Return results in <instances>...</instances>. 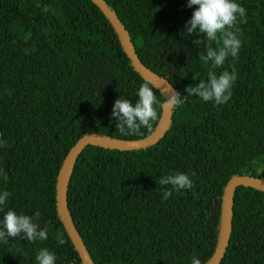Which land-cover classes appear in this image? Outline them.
<instances>
[{
  "label": "trees",
  "instance_id": "1",
  "mask_svg": "<svg viewBox=\"0 0 264 264\" xmlns=\"http://www.w3.org/2000/svg\"><path fill=\"white\" fill-rule=\"evenodd\" d=\"M128 35L138 60L181 96L207 80L211 62L186 23L198 6L187 0H103ZM242 47L228 102L198 96L170 110L166 130L134 149L85 145L71 166L65 206L93 264H205L216 247L221 199L237 175L264 179V0H236ZM216 45L213 44V47ZM193 76H196L194 79ZM147 82L132 66L111 23L91 0H0V192L9 210L33 217L48 239L0 241V264H38L43 248L56 264H82L55 204L57 173L85 134L137 140L111 115L118 98L139 99ZM160 105L164 98L153 88ZM183 172L195 187L164 200L160 178ZM195 173V175H192ZM37 210L40 212L35 218ZM39 230V229H38ZM65 239L59 245L56 234ZM218 264H264V190L237 185L227 244Z\"/></svg>",
  "mask_w": 264,
  "mask_h": 264
},
{
  "label": "clouds",
  "instance_id": "2",
  "mask_svg": "<svg viewBox=\"0 0 264 264\" xmlns=\"http://www.w3.org/2000/svg\"><path fill=\"white\" fill-rule=\"evenodd\" d=\"M198 6L186 23V33L189 36L196 34L193 44L200 46L206 51L200 52L199 60L205 66L211 62V69L207 73V80L200 79L195 86H188L185 91L187 95L181 96L178 91H171L167 96L169 108L174 109L186 103L190 96H198L205 102L214 101L216 105L228 102L232 96V88L237 80V71L232 67L231 71L224 70L219 75L215 68L222 67L229 57L238 60L242 41L238 36L240 28L238 24L247 22L246 9L236 0H187V6ZM213 44L216 46L213 47ZM195 79L196 76H193ZM151 81L141 83L138 89L139 99L133 105L129 99L118 98L113 106L111 115L118 118L117 129L126 135H136L141 128L151 129L153 123L160 119L157 107L160 101L157 99ZM2 136V134H0ZM10 147L7 140L0 138V148ZM2 171V170H0ZM192 175H195L193 173ZM161 185H171L165 189L163 199L167 200L172 196L173 190H190L195 187L190 176L183 172L166 175L160 178ZM11 192L5 190L0 192V212L4 211ZM40 212L37 210L35 218L38 219ZM39 229V230H38ZM21 237L30 243L37 240L48 239L47 227L40 229L33 217L17 214L9 209L0 220V241L7 244L9 238ZM59 245L65 243L62 233L56 234ZM38 264H56L54 252L48 248L41 249L35 257ZM191 264H201L196 256L192 257Z\"/></svg>",
  "mask_w": 264,
  "mask_h": 264
},
{
  "label": "water",
  "instance_id": "3",
  "mask_svg": "<svg viewBox=\"0 0 264 264\" xmlns=\"http://www.w3.org/2000/svg\"><path fill=\"white\" fill-rule=\"evenodd\" d=\"M108 19L116 31L124 53L130 60L132 66L137 72L147 81H151L163 96V106L160 114V119L153 131L146 137L137 140H119L108 138L98 134H85L81 136L73 146L66 153L62 165L57 173L56 187H55V204L60 216L61 222L65 231L67 232L73 246L75 247L82 264H93L83 243L81 242L78 234L76 233L73 224L68 216L65 206V189L68 181L71 166L75 160L77 153L85 145H97L105 148L114 149H134L145 147L155 143L164 133L170 118V110L167 104V96L171 94V87L161 78L157 77L152 71L146 68L135 55L132 45L128 39V35L124 30L122 24L117 19L116 15L105 5L103 0H91ZM237 185L251 186L257 189L264 190V179L251 177L248 175H237L230 178L222 194L221 199V215H220V228L219 236L216 247L210 259L205 264H218L222 257L223 250L227 244L229 229H230V214H231V201L234 189Z\"/></svg>",
  "mask_w": 264,
  "mask_h": 264
}]
</instances>
